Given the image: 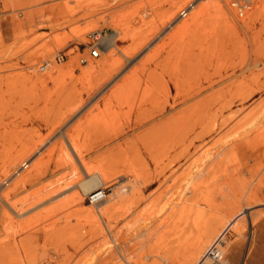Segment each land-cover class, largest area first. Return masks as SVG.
I'll return each instance as SVG.
<instances>
[{"label":"rangeland","instance_id":"rangeland-1","mask_svg":"<svg viewBox=\"0 0 264 264\" xmlns=\"http://www.w3.org/2000/svg\"><path fill=\"white\" fill-rule=\"evenodd\" d=\"M217 1L194 0L192 7L186 9L182 7L186 0H0L1 191L12 188V181L18 177L16 172L31 173L33 177L30 184L19 188L12 197L13 202L18 203L33 198V202L31 200L21 207V211L19 209L22 217L14 221L4 216L6 204L0 192V264H89L93 251L103 243L102 238L90 240L84 219L85 206L90 205V201L87 197L79 201L77 183L49 196L47 193L38 195L44 187L71 171L61 162L65 134H71L83 147L91 168L114 169L111 170L110 185L105 189L106 195L110 196L119 181L121 166L124 162L135 161V153L143 148V136L148 132L161 129L176 133L184 126L177 119L205 113L201 116L203 126L208 124L211 114L231 117L232 138L243 120L264 110V0H253L251 9L241 20L235 18L227 0H220L224 11L211 7L191 32H181L176 26L183 19L179 16L182 11L189 13L185 17L188 19L198 7L214 5ZM173 12H178L176 19L166 23ZM115 29L121 31L117 46L124 52L133 51L147 42L118 79L136 70L135 78L147 81L149 77L144 85L150 89L157 85L159 103L166 102L163 120L140 126L141 94L134 97L123 93L107 106L101 101L90 114L101 100L97 99L67 125L55 130L69 110L61 98V89L77 87L86 97L84 88H89L98 78H85V67L97 65L106 58L101 53L99 58H91L90 49ZM60 56L64 59L60 60ZM84 57L88 59L87 64L80 62ZM69 61H75L71 75L63 77L54 73ZM200 89L203 93L194 96ZM208 101L213 103L209 104V112L205 110ZM153 108L143 106V115H160V109ZM205 138L211 139L210 136ZM247 139L244 142L240 137L231 141V147L238 144V148L231 156L232 199L231 206L224 209L227 215L254 205L253 201H247L250 191L255 192L256 198L264 199V134L262 131L250 132ZM27 149L34 152L24 158L22 155ZM177 151L165 150L164 164ZM11 161L10 169H6L5 165ZM39 163L43 165V173L36 176L33 170ZM24 164L27 166L23 167ZM182 164L170 166L166 173ZM85 176L83 171L82 180L87 178ZM235 178L238 183L233 180ZM246 189L250 191L246 192ZM32 194L45 198L36 203L41 198ZM217 199L222 202L220 197ZM253 209L246 212L247 215L258 212L256 222L251 226L245 217V224L240 221L237 225L241 228L246 225L243 236L238 237L235 229L227 233L226 242L218 251L220 262L217 264H264V206ZM169 216L156 219L150 225L152 232L130 243L129 252L139 256L144 254L149 264H171L162 258H174L179 251L178 231L183 229L178 226L177 216L173 215L172 221ZM166 217L169 224L164 226L162 222ZM27 219L30 224L26 223ZM126 231L124 228L122 232ZM163 231L167 232L164 240L160 237ZM174 240L178 242L174 244Z\"/></svg>","mask_w":264,"mask_h":264},{"label":"bare ground","instance_id":"bare-ground-1","mask_svg":"<svg viewBox=\"0 0 264 264\" xmlns=\"http://www.w3.org/2000/svg\"><path fill=\"white\" fill-rule=\"evenodd\" d=\"M193 1L194 0H186L182 7L186 9L187 7H192L191 4ZM221 1L224 2V0ZM227 1L229 3V8L233 11L235 18L238 20L245 17L253 3V0ZM222 5L220 0L214 5L206 4L200 7L197 5L198 9H196L195 6L194 9L196 10L191 12V17L188 19H185V17L189 13H186V10H184L179 15L182 16L183 19H180L176 26H178L181 32H191L200 24L211 7L214 6L216 10L223 12ZM237 5L240 8L245 7L244 11H239ZM177 13L178 12H173L166 23L174 21ZM166 23H164V25ZM121 36V31L115 29L111 35L104 37L101 41L99 40L100 53L105 55L106 58L97 65L85 67L83 73L85 78H98L96 82L90 83L89 88H84L86 97L83 96V93L78 91L77 87L69 88L63 85L64 88L61 89V98L63 102L67 103L69 110L64 113L63 121L56 126L55 130L63 125H67L97 99V101H99V99L101 100L98 102L97 106L90 110V114L96 110V107H98L101 101L107 106L114 97H118L123 93L127 96L135 95L137 97L141 94L139 102L141 117L138 121L140 126L145 127L157 120H163V115H165L163 113L167 110L166 102L159 103L160 97L157 85H155L153 89L144 85L148 82L149 77L147 78L148 80L146 79L147 81H143V78H135L137 77L136 70L129 76H125L121 80L118 79L127 65L131 64L134 57L138 55L145 45H147L146 42L133 49V51L124 52L117 46V41H119ZM150 40H148V42ZM116 56H119V58H116ZM74 64L75 61H69L63 67L57 68L54 73L63 77L71 75ZM109 86V90L104 94V91ZM212 87L213 85L210 84V88ZM194 93V96H197L203 93V91L200 89ZM210 101L213 102V100ZM210 101H208L205 106V110L208 109V112ZM145 105H151L154 107L153 109L159 108L161 111L160 115L144 116L142 108ZM263 111L243 120L236 127L233 134L234 136L232 137L233 139L231 138V117L227 118L223 115L218 116L211 114L208 116V124L203 126L204 124L201 116L205 113L197 117L183 116L177 119V122L182 123L184 126L176 133L171 134V132L161 129L148 132L143 136V148L138 149L135 153V161L132 163L124 162L121 166L118 172L119 181H116V187L113 194H110V196L106 195L105 189L108 187V184L110 185L111 177L113 176H110V174L114 169H111V171L103 167L99 169L91 168L90 163L86 159L85 154L87 153H85L86 151L83 147H80L79 143L72 138L71 134H65L64 138L66 141L63 139L64 143L60 142L63 143L62 147H65L63 148L61 162L65 163V166L71 171L67 176H64V178H60L52 182L49 186L44 187L38 195L47 193L48 195L46 196H49L62 188L64 189V187L66 188L71 184L74 185L77 183V198L79 201H82L86 197L90 201V205L85 206L87 213L84 218L89 227L90 240L95 241L99 238L103 239V243L98 250L93 251L92 259L89 264H149L144 254L139 256L135 255L134 252H129V244H132L133 241L143 238L145 235H148L149 232H152L150 230V225L156 219L164 217L167 214L170 215L169 220L172 218L171 221L173 220V215L177 216L178 226H181L183 230L178 231L180 232L177 238L179 242L174 240V244L176 241L180 243L179 245L177 243L179 251L177 250L178 252H176L174 258L165 256L162 259L166 262H171V264H217L220 262L218 251L223 247L227 233L235 229L233 231H236L238 237L243 236L246 225L241 228L237 226L238 223L242 221L245 224L244 218L246 217V221L248 219L250 225L253 226L258 215V212H249L247 215L246 210L264 206V199H262V197L258 199L256 198L258 196H255V192H251L248 189L249 192L246 189V192H249V200L247 201H253L252 203H254V205L239 209L236 204V208L239 210L234 215H231V213L227 215L224 212L225 207L228 209L227 206H231V156L234 149L238 148V144H233L231 147V141L233 140L234 142V138L240 137L241 139L243 138L244 141V139H247L250 132L262 131V134H264ZM207 136H210L211 139L207 140L205 138ZM239 144H242V142ZM168 148L179 151L168 158L166 157L168 162L164 164L163 158H165V156H163V153ZM51 151L53 150L51 149ZM32 152H34L33 149H27L22 157H30ZM60 158L59 160H61ZM33 161H35V159ZM181 162H183V164L180 168L166 173L170 166ZM12 163V161L7 163L5 165L6 169H10ZM25 164L23 167L27 166ZM33 171L36 172V176H41L43 173V165L39 163L35 166ZM83 171L87 176L84 180H82ZM114 173H116V171ZM15 175L18 177L12 181V188L3 189L1 191L2 186L0 187L1 198L6 204V214H4V210L3 214L4 216L7 215V219L12 221L22 217L19 214L21 207L33 199L28 201L26 198L19 203L13 202L12 197L16 194L15 192H17L19 188L26 187L33 181L31 173L16 172ZM236 176L237 175H235V177ZM236 178L238 179L239 175ZM236 178L233 180L237 182L238 180ZM239 181V183H241V179ZM235 188L241 190L240 188H242V186L240 188ZM245 193L243 194L244 197ZM38 195L33 196L41 198ZM238 196L236 195L235 197ZM217 197H220L222 202H220V199L218 200ZM44 198L45 196H42L41 199L35 202L37 203ZM240 202L242 201L240 200ZM31 205L29 206L31 207ZM239 205L238 200V206ZM232 207H234V205ZM37 216L40 217L39 215ZM38 217L35 218L38 219ZM27 220V224H30V221L31 223L34 221L33 217L31 220ZM167 220V217L164 218L162 225H168L169 223H167ZM26 223H24L25 226ZM14 224L15 223L12 222V225ZM10 226L9 228L11 229ZM124 228L125 231L127 230L126 232H122ZM174 229L177 228L175 227ZM8 231L11 230L8 229ZM166 235L167 232L163 231L160 235L161 239L164 240ZM24 242H26V240ZM137 254L139 253L137 252ZM18 259L20 260V258ZM39 264H41V262H39Z\"/></svg>","mask_w":264,"mask_h":264},{"label":"built area","instance_id":"built-area-1","mask_svg":"<svg viewBox=\"0 0 264 264\" xmlns=\"http://www.w3.org/2000/svg\"><path fill=\"white\" fill-rule=\"evenodd\" d=\"M244 8L245 7H238V5H237V9L239 10V11H241V10H243L244 11ZM241 16H242V13H241ZM90 57L91 58H99L100 57V47H99V43H97V44H95L94 46H92L91 47V49H90ZM64 59V57L63 56H60V60H63ZM81 63L82 64H86L87 63V58H82L81 60ZM47 66H48V64H47Z\"/></svg>","mask_w":264,"mask_h":264}]
</instances>
